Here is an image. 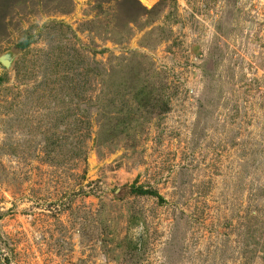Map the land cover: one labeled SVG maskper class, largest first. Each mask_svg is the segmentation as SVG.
Returning <instances> with one entry per match:
<instances>
[{"label":"rangeland","instance_id":"rangeland-1","mask_svg":"<svg viewBox=\"0 0 264 264\" xmlns=\"http://www.w3.org/2000/svg\"><path fill=\"white\" fill-rule=\"evenodd\" d=\"M0 264H264V0H0Z\"/></svg>","mask_w":264,"mask_h":264},{"label":"water","instance_id":"water-1","mask_svg":"<svg viewBox=\"0 0 264 264\" xmlns=\"http://www.w3.org/2000/svg\"><path fill=\"white\" fill-rule=\"evenodd\" d=\"M2 62H3L5 65H9V61H7L6 59H2Z\"/></svg>","mask_w":264,"mask_h":264}]
</instances>
